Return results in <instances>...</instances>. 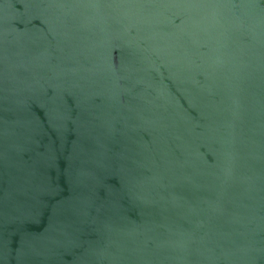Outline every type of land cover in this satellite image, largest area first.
Returning <instances> with one entry per match:
<instances>
[{"label": "water", "instance_id": "water-1", "mask_svg": "<svg viewBox=\"0 0 264 264\" xmlns=\"http://www.w3.org/2000/svg\"><path fill=\"white\" fill-rule=\"evenodd\" d=\"M0 264H264V0H0Z\"/></svg>", "mask_w": 264, "mask_h": 264}]
</instances>
